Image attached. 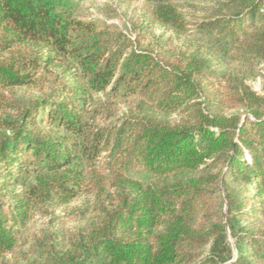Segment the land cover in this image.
Here are the masks:
<instances>
[{
    "label": "trees",
    "instance_id": "1",
    "mask_svg": "<svg viewBox=\"0 0 264 264\" xmlns=\"http://www.w3.org/2000/svg\"><path fill=\"white\" fill-rule=\"evenodd\" d=\"M140 1L0 0V264H264V0Z\"/></svg>",
    "mask_w": 264,
    "mask_h": 264
},
{
    "label": "rangeland",
    "instance_id": "2",
    "mask_svg": "<svg viewBox=\"0 0 264 264\" xmlns=\"http://www.w3.org/2000/svg\"><path fill=\"white\" fill-rule=\"evenodd\" d=\"M142 9L143 2L140 0H78L77 15L85 19L107 20L128 30L131 22L141 15ZM152 32L161 34L162 29L154 26ZM252 87L259 91V81L253 82Z\"/></svg>",
    "mask_w": 264,
    "mask_h": 264
}]
</instances>
